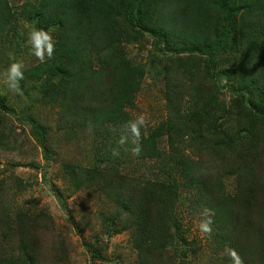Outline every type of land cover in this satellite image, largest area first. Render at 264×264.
Listing matches in <instances>:
<instances>
[{
  "label": "rangeland",
  "instance_id": "obj_1",
  "mask_svg": "<svg viewBox=\"0 0 264 264\" xmlns=\"http://www.w3.org/2000/svg\"><path fill=\"white\" fill-rule=\"evenodd\" d=\"M39 1L6 0L11 20L0 31V264H28V256H33L38 264H228L229 255L217 235L214 214L212 231L203 233L199 229L201 221L207 219L204 209H209L203 200L196 202L201 194L196 185L201 182L184 178L179 167L182 161L192 163V175L197 178L203 174L211 177L223 167L227 176L222 186L227 192L232 191L234 173L228 169L229 164L214 160L204 146L189 142L188 133L193 130L184 118L190 110L207 104L211 109L209 129L219 124L225 131L234 127L240 99L231 89L239 91V84L253 79L250 76L244 79L237 67L240 57L234 55H242L249 47L250 34L240 29L256 17L240 13L242 0H216L210 16L219 25L229 24L225 18L230 16L234 2L237 12L231 18L236 20L235 36L245 40L238 43L228 37L226 51L215 50L209 65L210 58L202 53L194 52L190 57L189 45L173 43L172 50H167L168 46L154 33L142 29L135 32L137 28L131 20L132 37L123 39L122 45L126 58L145 69L132 106L123 109L116 126L107 123L95 129L70 128L68 124L56 127L61 103L71 102L69 94L65 99L58 92L51 98L42 97V79L24 76L15 91L2 82L11 63H22L23 72L40 63L30 54L27 44L28 32L38 29ZM150 8L154 20L158 13L154 5L147 9ZM120 23L121 30L125 28L124 34L130 28L121 20ZM53 29L51 26L47 31L56 42ZM220 68L228 70L227 76L219 74L213 80L207 71L211 69L214 74ZM256 90L257 87L251 86L250 96ZM139 114L147 118L141 138L162 121L170 119L176 123L170 141L166 133L158 139L161 158L142 161L125 158L135 146L125 125ZM239 119L242 121L243 116ZM121 136L128 137L124 145L118 143ZM113 150L121 154L119 167L135 176L134 180L160 179L174 185L172 213L166 222L172 235L160 256L143 250L139 256L133 233L127 226L134 217L119 213L112 196L86 187L80 176L74 178L70 173L74 165L89 171L94 167L92 160L100 159L108 151L112 155ZM253 152L248 159L254 158L256 174L264 177L263 136ZM141 209L147 211L148 207ZM251 215L264 228V210ZM243 264H258L256 254Z\"/></svg>",
  "mask_w": 264,
  "mask_h": 264
},
{
  "label": "trees",
  "instance_id": "obj_2",
  "mask_svg": "<svg viewBox=\"0 0 264 264\" xmlns=\"http://www.w3.org/2000/svg\"><path fill=\"white\" fill-rule=\"evenodd\" d=\"M151 4L158 13L154 20H151V8L147 9ZM215 4L216 0H40L36 12L37 28L47 31L54 27L57 34L55 51L51 59L46 58L43 63L26 69L24 76L42 79L44 98H51L58 92L65 99L69 94L71 102L61 103L56 127L68 124L70 128L95 129L107 123L116 126L121 121L123 109L132 106L145 73L143 65L131 63L126 58L122 45L123 39L132 37L129 32L133 29L131 20L136 25L135 32L142 29L154 33L168 46L167 50H172L175 43L189 45L190 57L194 52L202 53L210 58L209 65L215 50L226 51L228 37L238 43L245 40L235 36L236 20L231 18L237 12L234 2L230 16L225 18L229 24L225 25H219L215 17L210 16ZM240 6V13L256 18L241 26L240 31L250 34L249 47L242 55H234L240 57L237 67L244 79L253 78L239 84V91L231 89L238 101L240 99V106L236 108L239 117L236 115L234 127L228 131L220 124L209 129L211 109L207 104L190 110L184 118L193 130L188 133L189 142L195 146L201 144L214 160L226 166L229 164L228 169L234 173L232 191L227 192L222 186L227 176L223 167L211 177L203 174L200 178L192 175V163L187 165L182 161L179 168L184 178L201 182L200 186L196 185L201 192L196 202L203 200L212 210L217 235L227 254L229 249H234L243 263L256 254L258 264H264V228L259 226L260 220L251 215L256 210H264V202L261 203L264 177L256 174L254 158L248 159L264 137V0H242ZM10 20L7 2L0 0V31L10 25ZM120 20L130 28L124 34ZM92 50L96 51L93 53ZM207 72L213 80L219 74H228L224 68L214 74L211 69ZM251 86L257 87L255 97L250 96ZM179 116L181 120L182 115ZM174 129V121L160 122L141 138L140 154L135 156L128 152L125 158L140 161L161 158L158 139L166 133L170 141ZM102 155L100 159L92 160L94 167L89 171L74 165L70 173L74 178L80 176L86 187L112 196L119 213L134 217L133 223L127 226L131 228L139 256L142 250L160 256L172 235L166 222L172 213L174 185L160 179L134 180L135 176L119 167L121 154L114 156L108 151ZM146 206L149 211H142L141 208ZM122 221L126 223L127 219ZM146 255L144 260H147ZM227 259L228 264H233L230 256ZM27 260L28 264H38L33 256H28Z\"/></svg>",
  "mask_w": 264,
  "mask_h": 264
},
{
  "label": "clouds",
  "instance_id": "obj_3",
  "mask_svg": "<svg viewBox=\"0 0 264 264\" xmlns=\"http://www.w3.org/2000/svg\"><path fill=\"white\" fill-rule=\"evenodd\" d=\"M27 44L30 46V54L33 55L41 63L46 58L51 59L55 51V42L52 35L43 29H33L27 34ZM23 64L14 62L9 65L4 73L3 83L11 90H18L20 81L24 79ZM125 127L129 130L132 137V143L135 145L131 152L133 155L138 156L141 152V130L147 127V118L144 114H139L135 119L126 123ZM128 140L127 136H121L118 143L124 145ZM113 155L118 156L119 152L113 150ZM212 210L204 209V215L207 219L201 221L199 229L203 233H210L211 229V215ZM228 254L233 261V264H243L240 256L234 249H229Z\"/></svg>",
  "mask_w": 264,
  "mask_h": 264
}]
</instances>
